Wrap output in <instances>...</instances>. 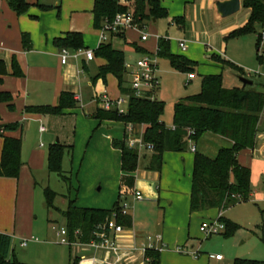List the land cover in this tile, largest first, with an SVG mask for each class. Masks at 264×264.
<instances>
[{"label":"crops","instance_id":"obj_1","mask_svg":"<svg viewBox=\"0 0 264 264\" xmlns=\"http://www.w3.org/2000/svg\"><path fill=\"white\" fill-rule=\"evenodd\" d=\"M27 1L32 6L26 13L18 15L8 5L7 0H0V59L5 61L8 71L3 76V83L0 85V89L11 91L16 95L15 108L10 109L8 104L5 103L6 105H0V111L2 115H5L6 109L9 112L18 110L16 114H8L6 119L11 122H20L21 127L15 131H6L5 135L22 139L23 159V166L18 178L0 177V233L8 234L12 238L10 255L14 254L20 261L27 264H107V261H111L114 264H147L150 261L147 251L151 249L160 252L161 264L222 263L225 257L218 260L213 254L210 255L211 259L209 260L201 259V252L195 249V244L193 243L192 222H198V216L202 218L201 224L203 221L216 219L220 214L226 216L227 209L215 208L216 214L210 217H203V210L192 212L190 208L192 180L186 194H182L178 188L177 190L168 188L162 193L160 192L161 186L157 185L158 193L157 191L148 190L149 198L132 199L133 202L131 204L130 200L134 198L132 197L133 195L127 196L130 203L128 215L132 217L133 223L131 227L126 226L122 233L113 236L120 249L118 254L108 249H98L87 243L77 242L71 246L61 244L56 231V238H54L48 228L40 231L34 219L28 217V212L33 211L35 208L37 180L44 175L47 152L40 149L35 142L31 152L27 150V156H24L23 143L25 133L32 131L35 127L36 134L40 135V137L44 136L47 140L51 133L52 137L55 134H59L60 138L62 133H66V137L61 139L71 142L73 139L77 141L76 134L82 131L84 133V141H86L96 123H93L90 119L88 121L84 116L93 117L96 110L101 107L103 96L109 95L107 92L108 77L112 74L107 75L106 81L102 78L96 79L99 68L106 63L104 58L96 54L93 59H87L85 55H82L78 59L71 58L68 63L63 64L60 56L62 48L57 47L54 43L56 37L63 36L66 32L75 31L82 33L84 49H93L95 51L96 49L91 46L99 47L101 45L100 28H95L93 25L94 0ZM217 1L186 0L191 6V19L195 21L196 26L200 24L199 22L211 17L220 22L221 15L216 8ZM160 2L163 7L167 8L165 0H160ZM59 3L63 6L62 15L59 6L57 8L53 6ZM38 4L48 5L51 8L43 10ZM242 7L245 8L243 0H241ZM246 10V18L241 23L225 26L222 31H230L243 26L248 21L251 13L250 8H246ZM57 12H59L58 17L56 16ZM181 16L185 17L184 26L177 23L176 25L179 30H185L188 25L190 26L191 20L188 18V12H184V15ZM153 21L156 22L157 20L153 19ZM173 22L175 21L173 20ZM34 31L38 32L35 34ZM24 32L30 35L32 42L30 49H26L23 46L22 34ZM166 35L169 36L168 32H166ZM160 36L164 35H159L158 39ZM116 40L123 42V47L119 49L124 52L128 50L139 51L127 39L126 32L122 37H113L111 39L113 43ZM263 45L264 37H261L259 51H261V46ZM137 46L139 45L137 44ZM140 48L142 50L139 52H148L144 48ZM185 51L188 50L186 49ZM14 56L17 58L24 73L22 77H16L11 74ZM258 57L260 62L259 69L261 70L264 67V56L259 54ZM223 58L228 60L225 57ZM96 59H98L97 70L92 72L91 67H93ZM130 72V65H128L127 74ZM256 73L259 72L257 71ZM195 78L196 76L192 79L189 78V80ZM128 82L130 85V81ZM242 85L234 87H242ZM252 85L254 87V81ZM258 86V88H254L264 91V80L259 81ZM118 89L121 94H124L119 86ZM64 91L74 93L77 99L76 107L67 109L64 114L53 115L26 111V107L29 105H57ZM155 97L159 99L157 95ZM114 122L116 121H101L87 148L86 153L90 154L91 158L96 156L100 150H107L111 154L115 150L112 144L116 137L111 134ZM0 123L5 124L7 122L0 116ZM72 129L73 132L70 134ZM257 129L254 147L241 150L238 153V160L241 164L251 169L252 192L250 199L255 202H262L264 201V109L260 113ZM208 133L213 134L212 132H206V134ZM214 135H216L215 138H218L216 140L220 142L221 147L233 144L232 140L225 136L216 133ZM59 141L57 140V142ZM40 146L43 147L44 143H41ZM2 147L3 139L1 138L0 158ZM167 151L171 150H166L165 152ZM119 152L121 161V151L119 150ZM151 155L152 153H148L140 158V160L146 161L145 166L149 163ZM164 156L162 170L160 172L150 170L155 174L154 179L160 182H163L161 173L164 169ZM192 161L194 167V156ZM179 164L180 161L178 160L177 165ZM136 172L134 174L137 182ZM122 174L121 168V172L118 175L105 173L96 177L92 184L87 187L94 188L100 184V190L103 191L106 185L108 186V191L103 194L93 195L89 199L86 198L84 200L86 202L79 206L111 209L118 200ZM69 204H67V207ZM57 207L60 210L67 209V207ZM57 211L60 212L59 210ZM63 226H66L65 218ZM241 228L242 226L237 231ZM53 229L55 230L54 225ZM36 233H41L46 240L39 241ZM149 237H151V241H149ZM25 239L28 242L23 245L22 242ZM194 252H198V255H195ZM235 253L238 252H234L233 255H238ZM237 258L242 257L234 256L230 264H234Z\"/></svg>","mask_w":264,"mask_h":264},{"label":"trees","instance_id":"obj_2","mask_svg":"<svg viewBox=\"0 0 264 264\" xmlns=\"http://www.w3.org/2000/svg\"><path fill=\"white\" fill-rule=\"evenodd\" d=\"M8 5L18 15L26 13L32 4L27 0H7ZM43 10H49L48 5L38 4ZM135 13L141 25L146 24V19L158 20L168 16L167 8L161 5L160 0H135L133 3ZM243 6L250 8L248 21L236 28L231 36L240 37L256 31L257 25L264 27V0H243ZM132 10L128 5H122L118 0H94L93 25L101 28L106 20H111L117 13ZM175 23L184 26L185 17H174ZM125 34V33H124ZM123 33L113 34V37H122ZM262 34L258 36V50ZM23 46L26 49L32 47L29 33L22 34ZM54 43L57 47L72 49L84 48V40L81 32H66L63 36L56 37ZM136 50H142L137 44L132 43ZM171 39L168 35L158 39L157 55L167 58L171 65L183 71L194 73L196 63L184 55L173 54L170 49ZM95 54L106 60L99 68L96 79L106 81L108 74H113L118 80V86L122 93L129 94L128 110L120 114L117 109L105 110L98 108L93 117L103 120L122 121L135 123L142 128L144 140L153 144L151 158L146 169L161 171L163 156L166 150L184 151L187 149L190 138L198 141L206 132L216 133L232 140L231 146H223L215 157L195 151L194 167L192 174V187L190 197L191 211L208 208L228 207L250 199L251 169L238 160V153L243 149L253 148L256 142L257 125L260 113L264 109V91L246 87L223 86L222 74H207L203 76L200 92L188 95L174 104V129L168 127L162 120L165 111L163 100L149 97H137L126 78L127 67L125 65V52L117 48L113 41L101 43L95 50ZM214 60L236 68L237 66L218 55L211 56ZM8 73L6 63L0 59V85L3 76ZM16 77L24 76V73L14 56L12 59V72ZM16 95L11 91L0 89V103H7L10 109L15 108ZM77 99L74 93L64 91L57 105H29L27 112L41 114H64L67 109L74 108ZM21 127L20 122L0 123V139H3V147L0 158V177L20 176L22 162V139L20 137L5 135L6 131H15ZM113 146L121 151V168L123 174L120 180L119 196L111 209L80 207L72 202L65 210H60L54 200L56 192L45 188V196L49 208L59 210L65 220L70 238H78L82 242H89L95 238L96 225L105 222L116 212V221L125 227L132 226V217L120 211V201L123 196L133 194L136 185L135 172L138 169L140 153L137 149L129 147L126 139H114ZM66 147L57 142L50 146L48 152V167L67 179L63 175L62 163ZM226 223V230L222 233L226 237L232 236L240 228V225L221 216ZM12 238L10 235L0 233V264H27L20 261L11 252ZM150 261L147 264H161L160 252L148 250ZM234 264H264L261 260L237 258Z\"/></svg>","mask_w":264,"mask_h":264},{"label":"rangeland","instance_id":"obj_3","mask_svg":"<svg viewBox=\"0 0 264 264\" xmlns=\"http://www.w3.org/2000/svg\"><path fill=\"white\" fill-rule=\"evenodd\" d=\"M134 2L135 0H129V2L124 5H128L130 9L133 10ZM60 4L61 3L53 6L56 8L59 6L62 15L63 6ZM165 5L169 11L167 17L160 18L156 22H154L152 18L145 20V23L149 25L144 31L150 35L146 41L141 40V32L134 28L126 30V37L130 42L136 43L146 51L156 54L158 36H165L166 32H168L169 38L171 39V52L177 55H184L196 63L194 71L196 73V78L189 80L188 71L176 69L167 58L158 56L156 75L160 84L153 92V96L155 97L157 95L160 100L165 102V111L162 115V120L168 127H171L173 124L175 102L188 95L200 92L204 75L222 74L223 86L225 87L242 85L240 77L245 76L254 81V87H259V81L264 80V67L261 70L259 69L260 62L258 56L259 54L264 56V45L261 46V51H259L257 43L258 36L264 30V27L257 25L255 32L240 37L231 36L234 29L222 31V28L225 26L241 23L246 18V8L242 7L240 11L227 17L221 16L220 22L211 17L205 21L199 22L200 24L196 26L195 21L191 19V6L186 0H165ZM184 12H188V18L191 20L190 26L188 25L185 30H179L176 23L173 22V19L174 17L184 15ZM58 15L59 12H57L56 16L58 17ZM37 32L38 31H34L35 34ZM99 34H101V31ZM181 39L186 40L188 51H182L180 48L179 41ZM114 45L120 48L123 47V42L116 40ZM91 47L97 49L98 46ZM145 54V52L141 53L135 50L125 51V60L128 62H125V65L126 67L130 65L131 70L126 76L128 81H131V73L133 71L132 69L135 67L136 61ZM213 55H218L221 58L225 57L237 67L234 68L223 65L221 62L214 60L211 57ZM97 63L98 59L95 60L93 67H91L92 72L97 70ZM257 71L259 73H256ZM107 92L109 94L108 96L113 100L122 97L118 89L117 78L113 74L108 77ZM128 104V102H125L122 106L128 108ZM0 105L6 104L2 102ZM16 112H18V110L9 112L6 109L5 115H2L0 111V116L8 123L9 120L6 119L7 115L16 114ZM84 117L87 118L88 121L91 120L93 123H96L95 127L92 129V133L86 138V141H84V133H82V131L77 132V141L73 139L71 142H66V139H61L66 137V133H62L60 138L59 134H55L52 137V133L50 132V140H47L44 136L40 137V135H37L35 127L32 131L25 133V140L23 143L24 156H27V150L31 152V148L34 146L35 142L40 149L46 150L47 152L44 175L40 176L37 180V193L35 194L34 201L35 208L33 211L28 212V217L34 219L40 231H44L48 228L54 235V238H56V230L53 229V225L58 228L61 225L63 226L64 217L54 208L48 207L45 188H50L57 193L54 200L56 206L66 208L67 204L70 202L79 206L86 202L84 201L86 198L89 199L93 195L103 194L108 191V186L106 185L103 191L100 190V184L94 188L87 187L92 184V181L96 177L105 173L118 175L121 172L120 152L118 149L115 148L112 154L107 150H100L96 156L92 158L90 154L86 153L90 140L99 128L101 121L92 116L88 117L85 115ZM13 122L9 121V123ZM113 126L111 134H113L116 139H124V122L116 121L113 123ZM72 132L73 129L70 134H72ZM215 137L216 135H214V133H205L198 141H194L197 146V151L210 157H215L221 147L220 142L216 140L218 138ZM57 140H60L59 143L66 147L62 170L63 175L66 176L67 179L55 172H51L48 167L49 148L52 144L56 143ZM41 143H44L43 147L40 146ZM184 151L185 152H165L164 169L161 173L163 182L155 180L154 172L146 169V161L143 159L140 160L139 169L136 172L137 182L135 190L140 191L143 198H149L148 190L157 191L158 193L159 190L157 189V185L161 186L160 192L162 193L168 188L172 190H177L178 188L182 194H186V191H188L191 186L193 173L192 159L195 153L191 150V144ZM148 153H151V151L146 150L141 152L140 158ZM177 159L180 161L179 165H177ZM188 160L189 162H187ZM132 199L134 198H131V204L133 202ZM214 209L215 208H208L203 210V217H210L216 214V209ZM225 217L242 226L239 231H236L234 235L229 237L223 234H215L207 238L200 231L202 218L198 216V222H192L193 243L195 244V249L201 252V259L209 260L211 259L210 255L220 254L225 257L222 263L211 264H230L234 256L264 261V201L255 202L249 199L232 205L227 208ZM36 236L41 242L46 240L41 233H36ZM234 252H238L235 253L238 255H233Z\"/></svg>","mask_w":264,"mask_h":264},{"label":"built area","instance_id":"obj_4","mask_svg":"<svg viewBox=\"0 0 264 264\" xmlns=\"http://www.w3.org/2000/svg\"><path fill=\"white\" fill-rule=\"evenodd\" d=\"M118 2L122 5L127 4L129 0H118ZM147 27V24L141 25L138 21L133 10L119 12L117 13L111 20H106L102 27L100 28L101 43L108 42L111 40L113 34L124 33L129 28L138 29L141 32V40L146 41L150 35L146 33L144 29ZM262 37H264V30L262 32ZM179 46L182 50L187 49L186 40L181 39L179 41ZM158 50V48H157ZM85 55L87 59H93L95 57V51L93 49H70L67 47H63L61 49V61L63 64L68 63V61L72 59H78L80 56ZM157 53L147 52L143 57L139 58L136 61L135 68L131 73V88L134 94L137 97H149L154 98L153 92L159 86L160 81L156 75L157 71ZM196 76L195 73H189V78H194ZM129 94H122V97L113 100L108 96L104 95L101 101V108L105 110L117 109L120 114H125L128 108H124L122 105L125 102L129 103ZM125 124V139L129 147L135 148L139 151V153L143 151H153V144L147 143L144 140V136L142 133V128L138 126V124L129 122ZM171 128H175L173 125ZM44 130V128H42ZM189 131V139L188 142L191 144V150L196 151V145L194 140L190 138ZM189 144V145H190ZM134 199L141 200L143 199V195L140 191L134 190L133 192ZM130 208V203L127 197L123 196L120 201V211L123 214H128V210ZM116 212L113 213L112 217L107 219L103 223H99L96 225L94 230L95 238L90 240L89 242H82L78 238L79 231L76 232L77 238L72 240L70 238V234L68 228L66 226H60L59 228L55 226L56 234L59 237V242L64 245L71 246L77 242L79 243H87L98 249H108L115 253H120L119 246L117 245L114 235L122 233L125 229V226L119 224L116 221ZM222 214H220L216 219L203 221L200 225V231L205 235V237H211L215 234H222L226 230V223L220 219ZM36 239V238H33ZM149 241H151V237H149ZM28 240H23L22 244L26 245ZM195 255H198V252H194ZM215 258L220 260L223 258L222 255L216 254ZM107 264H114L111 261H107Z\"/></svg>","mask_w":264,"mask_h":264},{"label":"water","instance_id":"obj_5","mask_svg":"<svg viewBox=\"0 0 264 264\" xmlns=\"http://www.w3.org/2000/svg\"><path fill=\"white\" fill-rule=\"evenodd\" d=\"M216 8L221 16L227 17L240 11L241 0H218L216 2ZM240 80L243 84V87L253 84V81L245 76H241Z\"/></svg>","mask_w":264,"mask_h":264}]
</instances>
